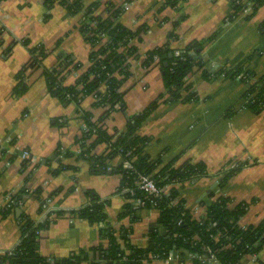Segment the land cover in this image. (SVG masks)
<instances>
[{
    "label": "crops",
    "instance_id": "obj_1",
    "mask_svg": "<svg viewBox=\"0 0 264 264\" xmlns=\"http://www.w3.org/2000/svg\"><path fill=\"white\" fill-rule=\"evenodd\" d=\"M84 2L101 7L110 2L123 5L119 22L132 30L146 28L133 40L139 57L131 60L132 76L123 86L126 107L116 109L106 120L109 132L125 131L131 117L166 93L160 69L143 65L142 58L149 50L167 46L178 52L190 42H202V58L211 76L196 72L190 78L196 100L162 101L149 116L139 130L151 138L145 153L162 157L164 163L178 157L176 164L190 161L206 165L209 177L176 185L196 216L203 215L209 203L223 196L230 200V208L249 203L240 226L263 224L264 113L246 107L248 85L241 79L243 73L232 77L226 71L264 74V32L260 29L264 5L249 18L242 14L228 21L231 0H183L176 8L164 7V0ZM81 23L80 14L70 13L59 3L48 8L45 0H0V207L8 197L25 191L13 212L0 216V255L19 242L22 213L41 219L39 196L49 200L51 210H66L58 217L53 215L54 221L41 232L40 252L48 257L62 259L101 242L106 245L100 234L102 225H92L70 212L87 204V190L108 200L107 221L116 229L130 228L134 244L147 246L149 233L157 226L159 211L155 208H142L133 220L118 219L127 202L118 192L122 176L117 167L122 160L116 157L109 162V170L97 172L88 160L78 157L85 112L97 118L104 110L94 106L93 96L64 104L50 91L43 73L57 65L62 56H72L82 66L67 76L66 82L73 84L88 67L94 47L82 32ZM39 45L47 50L42 67L27 72V90L16 95L17 74L31 58V50ZM219 69L225 73L215 74ZM104 148L101 145L97 150ZM59 149L74 155L59 156ZM230 162L249 165L221 188L216 174ZM59 163L71 167L55 174ZM39 189L40 195L36 193ZM145 264L196 263L187 254L181 257L173 251L166 260ZM241 264H264V248L244 255Z\"/></svg>",
    "mask_w": 264,
    "mask_h": 264
},
{
    "label": "trees",
    "instance_id": "obj_2",
    "mask_svg": "<svg viewBox=\"0 0 264 264\" xmlns=\"http://www.w3.org/2000/svg\"><path fill=\"white\" fill-rule=\"evenodd\" d=\"M183 0H164V7L176 8ZM232 11L228 21L244 14L251 4L252 12L245 14L248 18L256 13L264 0H231ZM48 8L59 3L72 14H80L81 29L86 39L94 49L89 57V65L83 70L75 82L67 83L71 71L81 69V64L72 56H62L59 62L50 70H44L50 91L64 104L81 102L84 98L94 95L95 107L104 108L100 117L95 118L91 112H85L83 119L87 130L79 137L81 150L78 157L91 163L97 172L109 170V162L120 157L122 163L117 167L122 180L118 192L122 193L127 202L118 219L137 218V211L142 208H155L159 211L157 226L149 233V242L145 247L131 241V229L114 228L107 220L105 207L108 200H102L93 190H87L88 202L84 206L70 211L72 215L86 219L92 225H102L100 234L102 241L92 246L88 251H80L62 259L45 256L40 252L41 232L48 229L56 217L65 214L66 210H50L42 220H35L25 212L19 216L21 237L17 245L0 255V264H82L89 260L91 264H145L155 259L166 260L173 251L181 257L193 255L196 264H204L205 259L215 256L217 264H241L246 254H256L264 248V223L259 226L242 227L239 220L248 211L249 203L242 202L234 208L229 207L230 200L220 196L206 206V212L196 216L188 207L176 185L183 182H194L209 177L207 167L203 162L185 161L176 164L178 157L169 163H164L162 157L152 158L145 153L151 138L139 132L149 116L159 107L161 102L194 101L197 94L192 90L190 78L196 72H202L209 77L206 62L202 58L203 44L193 41L180 50V55L167 46L149 50L143 65L149 69L158 67L161 71L166 93L151 102L141 113L128 121L125 131L115 129L113 132L105 127L106 120L116 109H124L125 91L123 86L132 76L131 60L138 58L137 47L133 40L144 26L136 30L125 27L119 22L124 11L123 5L112 2L106 7L96 3L86 4L84 0H45ZM264 32V21L260 25ZM47 56V50L39 45L31 50V58L17 74V85L14 94L22 95L27 90L25 82L27 72L42 67V61ZM215 74L225 73L219 69ZM213 73V74H214ZM232 77H238L248 85L244 94L245 105L255 113H264V74L256 75L250 70L226 71ZM253 80V81H252ZM105 107H108L105 109ZM105 145L99 152V146ZM58 155L73 156L68 150L59 149ZM131 162L132 168H125L124 162ZM248 163L231 162L219 173V186L225 187L229 179L247 167ZM71 166L59 163L54 173ZM141 173L150 174L156 180L159 189L172 185L167 191H162L158 197L148 194L139 186ZM25 191H19L11 196V201L0 207V216L8 217L21 202ZM41 194V190H37ZM55 192L54 194H56ZM212 194L211 197H214ZM40 197L39 212L42 214L47 199ZM141 199L143 204L136 207L135 201Z\"/></svg>",
    "mask_w": 264,
    "mask_h": 264
},
{
    "label": "built area",
    "instance_id": "obj_3",
    "mask_svg": "<svg viewBox=\"0 0 264 264\" xmlns=\"http://www.w3.org/2000/svg\"><path fill=\"white\" fill-rule=\"evenodd\" d=\"M252 12V7H251V4L248 6V8H246L245 10H244V14H249V13H251ZM83 18V17H82ZM180 51H178L176 54L177 55H180ZM241 76V75H240ZM242 77V76H241ZM253 81V80H252ZM91 96H93L95 99H96V96H94V95H91ZM106 108H108V107H105V109ZM104 109V108H103ZM119 109V108H118ZM113 112V111H112ZM84 128H83V130H87V127H86V125L84 124V126H83ZM25 156H27V153H25ZM124 167L125 168H132V164H131V162H128V161H126V162H124ZM139 186H140V188L142 189V190H144L145 192H147L148 194H150V195H153V196H155V197H158L160 194H161V192L162 191H167V190H169L171 187H172V185H167V186H165L164 188H162V189H159L158 188V186H157V183H156V180L152 177V175H150V174H143V173H141V175H140V179H139ZM11 201V197H8L7 198V201H6V204L8 203V202H10ZM135 205H136V207H139V206H141L142 204H143V202H142V200L141 199H137L136 201H135ZM51 210V208L49 207V200H47V202H46V204L44 205V211L42 212V214H41V219L42 218H44L45 217V215L49 212ZM40 219V220H41ZM188 257L189 258H191V259H194V258H198V259H201V257H198V256H193V255H188ZM202 260V259H201ZM204 261V263H210V264H217V261H216V258H215V256L214 255H212L209 259H205V260H203Z\"/></svg>",
    "mask_w": 264,
    "mask_h": 264
}]
</instances>
